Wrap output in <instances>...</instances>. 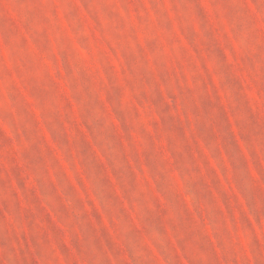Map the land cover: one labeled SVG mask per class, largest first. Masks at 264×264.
I'll return each instance as SVG.
<instances>
[{
    "label": "rangeland",
    "instance_id": "rangeland-1",
    "mask_svg": "<svg viewBox=\"0 0 264 264\" xmlns=\"http://www.w3.org/2000/svg\"><path fill=\"white\" fill-rule=\"evenodd\" d=\"M0 264H264V0H0Z\"/></svg>",
    "mask_w": 264,
    "mask_h": 264
}]
</instances>
